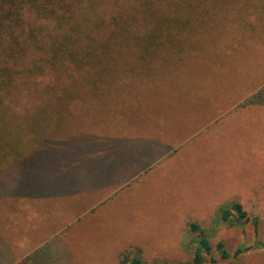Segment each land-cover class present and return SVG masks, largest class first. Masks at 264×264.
I'll return each mask as SVG.
<instances>
[{
    "label": "rangeland",
    "instance_id": "1",
    "mask_svg": "<svg viewBox=\"0 0 264 264\" xmlns=\"http://www.w3.org/2000/svg\"><path fill=\"white\" fill-rule=\"evenodd\" d=\"M204 1L213 6L201 13L199 36L173 42L176 57L156 58L145 73L139 69L137 77L151 79L139 88L116 83L89 104L81 92L67 97L63 91L56 100L58 70L65 72L59 79L80 72L67 64L45 67L11 92L0 141L23 157L6 161L0 188L6 193L20 182L31 200L42 199L39 210L60 211L50 230L60 232L43 253L52 249L70 264H121L120 254L134 249L147 264H192L197 233L191 222L231 255L264 241L263 0ZM133 57L123 53L120 62L131 67ZM38 117L41 122L29 120ZM25 122L35 128L30 138ZM39 124L51 126L39 131L42 141L35 135ZM114 141L126 147L118 152L115 176L94 187L90 162L104 156L100 143ZM34 171L45 179L32 177ZM224 209L231 210V223L221 220ZM48 214L39 219L49 220ZM212 255L217 262L207 257L204 264H264V248L238 259Z\"/></svg>",
    "mask_w": 264,
    "mask_h": 264
},
{
    "label": "trees",
    "instance_id": "2",
    "mask_svg": "<svg viewBox=\"0 0 264 264\" xmlns=\"http://www.w3.org/2000/svg\"><path fill=\"white\" fill-rule=\"evenodd\" d=\"M208 2L0 0V130L4 131L1 123L8 124L6 103L11 92L20 80L41 74L45 67L55 70L68 64L83 73L59 79L65 72L58 70V83L52 87L55 91H61L53 92L56 100L62 96L63 91L66 96L72 94V97L81 92L86 98L85 103L89 104L93 96L116 83L141 87L145 80L151 79L148 75L137 77L139 69L142 68L145 73L147 67H153L156 58L176 57L173 42L191 38L194 34L199 36L202 31L200 23L203 24L202 17L205 16L201 13L207 14L208 9L213 6ZM123 53L134 56L131 67L125 64L123 66L120 62V55ZM143 58L147 60L140 62ZM25 59L32 60L25 64ZM46 94L49 96L50 92ZM38 118L29 120L41 122V118ZM26 123L24 127L23 123H17L16 127L22 125L24 135L30 138L34 135L35 128L28 127ZM37 127L35 135L42 141L45 134H39V131H49L51 126L42 127L39 124ZM39 144L36 145L37 148L33 146L30 149H38ZM16 147L20 146L16 144ZM9 148L0 141V175L4 174L2 167L6 161L22 160L21 152H12L11 146ZM230 208L237 211L241 218L245 216L238 204H233ZM231 210H221L222 221L231 223L227 221ZM252 224L256 233L257 220L252 221ZM189 229L197 233L192 264H204L207 257L210 263H216L213 250L217 252L219 259L229 260L238 259L249 250L264 248V241L258 239L251 247H238L231 255L222 241L213 246L199 224L191 222ZM119 260L121 264H147L134 249L123 251Z\"/></svg>",
    "mask_w": 264,
    "mask_h": 264
},
{
    "label": "crops",
    "instance_id": "3",
    "mask_svg": "<svg viewBox=\"0 0 264 264\" xmlns=\"http://www.w3.org/2000/svg\"><path fill=\"white\" fill-rule=\"evenodd\" d=\"M260 10L264 14V0L263 8ZM256 14L254 11L252 15ZM262 20L264 21V19ZM253 107L257 106L253 105ZM114 144L115 141L111 144L100 143L98 150L104 152V156L90 162L87 173L93 177L94 187L100 186V183L105 180L103 176L108 177L107 179L115 176L111 172L116 169L117 162L120 160L118 152L126 147L124 144L113 146ZM51 161L55 162L51 158L47 165H50ZM29 169L33 170L34 168L31 166ZM104 172L108 173L104 174ZM135 173L136 171L132 172V174ZM31 175L41 180L45 179L42 172L39 171H34ZM21 185L22 183L16 182L15 188L9 189L6 193L5 187L0 188V264H59V262L60 264H70L67 257L59 259L55 256L52 249L44 253L42 251V247L51 239H55L60 232L50 231L55 224L52 217L56 214L55 212L59 213L60 211L55 209L54 213L48 214L39 210L38 206L42 199L36 196L34 200H31L28 197L29 193L18 188ZM47 205L53 206V204ZM42 214L50 215V219L40 220ZM62 223L61 221V226ZM60 244L59 242L58 245Z\"/></svg>",
    "mask_w": 264,
    "mask_h": 264
}]
</instances>
